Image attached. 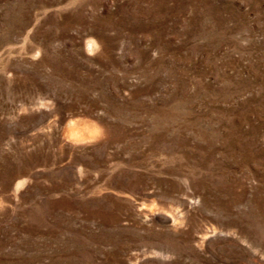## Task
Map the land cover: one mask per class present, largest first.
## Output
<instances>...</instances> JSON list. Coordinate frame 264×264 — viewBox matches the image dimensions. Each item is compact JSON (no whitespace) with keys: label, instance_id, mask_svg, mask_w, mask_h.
<instances>
[{"label":"rangeland","instance_id":"rangeland-1","mask_svg":"<svg viewBox=\"0 0 264 264\" xmlns=\"http://www.w3.org/2000/svg\"><path fill=\"white\" fill-rule=\"evenodd\" d=\"M0 264H264V0H0Z\"/></svg>","mask_w":264,"mask_h":264}]
</instances>
